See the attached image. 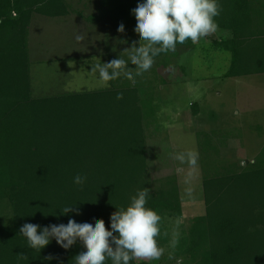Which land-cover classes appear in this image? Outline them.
Listing matches in <instances>:
<instances>
[{
	"label": "trees",
	"instance_id": "1",
	"mask_svg": "<svg viewBox=\"0 0 264 264\" xmlns=\"http://www.w3.org/2000/svg\"><path fill=\"white\" fill-rule=\"evenodd\" d=\"M136 2L91 0L96 11L85 16L69 0H0V203L8 210L6 218L0 217V264H72L82 242L64 249L52 239L33 250L20 227L96 217L107 227L116 206H126L138 189L148 191L147 205L161 217L156 237L160 264H264V145L253 158L241 160L224 151L240 130H200L205 212L176 229L169 220L182 216L177 176L151 174L149 139L163 128L156 94L168 81L158 67L161 72L175 69L172 60L197 43L186 40L175 51L159 54L134 84L122 76L102 88L32 94L28 35L34 14L75 12L95 24L109 18L117 28L124 24L132 46L139 37L130 11ZM220 5L210 45L230 53L222 76L264 73V0H220ZM105 55L106 61L116 58ZM129 66L134 68L132 62ZM191 106L198 114L197 103ZM78 173L87 177L82 185L73 183ZM69 205L79 213L64 214L61 210Z\"/></svg>",
	"mask_w": 264,
	"mask_h": 264
},
{
	"label": "rangeland",
	"instance_id": "2",
	"mask_svg": "<svg viewBox=\"0 0 264 264\" xmlns=\"http://www.w3.org/2000/svg\"><path fill=\"white\" fill-rule=\"evenodd\" d=\"M69 2L83 8L84 15L96 11L95 7L85 8L91 0ZM117 29L109 18L95 24L81 20L75 12L63 17L34 14L28 35L33 96L104 87L92 71L93 64L107 62L106 53L124 59V49L131 46L128 32ZM215 34L200 38L194 50L174 58L175 69L161 72L158 67L159 75L168 80L159 85L156 94L157 116L163 128L150 136L148 156L152 177L177 176L182 216L169 220L171 229L205 212L198 145L202 130H240V136L227 140L229 147L224 151L241 160L253 158L264 145V73L223 77L230 53L212 49L210 41ZM179 65L185 69L181 71ZM194 102L198 114L193 112ZM6 207L0 203V217L6 218ZM159 259L137 258L150 264H160Z\"/></svg>",
	"mask_w": 264,
	"mask_h": 264
},
{
	"label": "clouds",
	"instance_id": "3",
	"mask_svg": "<svg viewBox=\"0 0 264 264\" xmlns=\"http://www.w3.org/2000/svg\"><path fill=\"white\" fill-rule=\"evenodd\" d=\"M130 11L135 16L134 30L139 34L138 42L124 49L127 60L118 55L110 61L93 64L92 71L104 86L122 76L134 84L137 77L152 67L159 54L175 51L176 45L186 40L196 43L215 32L218 26L215 18L220 15L221 5L220 0H137ZM117 30L123 32L124 24L121 23ZM119 97L120 93H117V99ZM86 179L85 175L78 173L73 177V183L82 185ZM148 198V191L138 189L126 206H116L107 227L101 217L81 222L69 218L66 224L47 226L25 222L19 233L26 238L28 248L39 251L52 239L64 249L79 240L83 247L72 257V264H105L106 261L130 264L137 258L157 259L162 252L156 239L161 217L147 205ZM61 211L64 214L70 211L79 213L73 205Z\"/></svg>",
	"mask_w": 264,
	"mask_h": 264
},
{
	"label": "crops",
	"instance_id": "4",
	"mask_svg": "<svg viewBox=\"0 0 264 264\" xmlns=\"http://www.w3.org/2000/svg\"><path fill=\"white\" fill-rule=\"evenodd\" d=\"M86 1H87V0H86ZM85 3H86V2H85ZM88 4H90V3L87 2V4H85V8H86V6L89 8L90 5H88ZM78 10H81V12H83V15L85 14L83 8H78ZM86 15H87V14H86ZM86 15H85V16H86ZM78 17H79L81 20H84V21H85V19L83 18V16H81V15L78 14Z\"/></svg>",
	"mask_w": 264,
	"mask_h": 264
}]
</instances>
